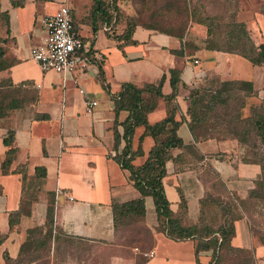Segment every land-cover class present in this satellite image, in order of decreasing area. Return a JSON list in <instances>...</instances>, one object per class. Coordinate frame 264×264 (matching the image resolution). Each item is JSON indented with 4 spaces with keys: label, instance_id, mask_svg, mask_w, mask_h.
<instances>
[{
    "label": "crops",
    "instance_id": "0c3cea01",
    "mask_svg": "<svg viewBox=\"0 0 264 264\" xmlns=\"http://www.w3.org/2000/svg\"><path fill=\"white\" fill-rule=\"evenodd\" d=\"M63 1L70 6L75 29L90 38L94 52L88 67L69 74L42 71L29 54L30 46L42 35L37 18L54 12ZM92 4L93 0H0V47L10 63L0 70V164L8 148L3 138L12 130L16 152L9 169L22 164L26 179L39 187L29 213L22 212L24 188L20 174L3 173L0 168V231L6 233L0 244V264L17 256L28 228L45 223L48 197L53 198V232L82 241H114L111 199L125 202L139 196L129 170L113 157L124 144L120 140L118 149H114L113 122L116 118L121 134V122L129 112L122 109L115 114L110 95L116 94L123 82L141 86L164 75L161 92L166 95L171 91L169 69H180L176 118L183 115L184 120L177 134L185 146L171 148L161 179L173 214L179 210L181 193L192 223L199 217L213 221L216 214L220 216L219 205L207 206L200 200L209 194L217 201L229 202L234 209V202L248 198V190L260 174L255 153L237 138L195 140L186 109L190 89L206 76H216L220 81L249 80L254 89L252 97L263 99L264 67L250 61L248 65L247 59L235 53L205 49L206 29L197 23L187 33L196 48L187 52L183 47L182 56L170 51L180 48L178 37L141 25L131 33L135 43H121L115 35L122 33L125 25L116 23L115 16L105 24L99 10L90 12ZM245 22L248 29L255 26L252 39L258 34L259 42L264 43L263 19ZM99 69L109 92L99 81ZM79 88L84 92L80 93ZM86 99L95 101L89 110ZM167 107L166 100L158 97L146 115L147 121L153 124L165 117ZM143 130V125H137L130 140L132 149H141V154L131 160L133 165L144 162L154 142ZM36 167L44 168L45 176L37 177ZM58 189L73 199L56 195ZM144 208V219L152 233V255L141 257L139 262L133 256L115 255V264H208L211 250L196 254L194 239L176 240L157 228V214L149 195L144 197ZM15 210L20 216L9 227L8 214ZM233 226L230 243L251 248L255 264H264V244L254 243L245 217L239 214L233 218Z\"/></svg>",
    "mask_w": 264,
    "mask_h": 264
},
{
    "label": "trees",
    "instance_id": "16d2710c",
    "mask_svg": "<svg viewBox=\"0 0 264 264\" xmlns=\"http://www.w3.org/2000/svg\"><path fill=\"white\" fill-rule=\"evenodd\" d=\"M116 0H93L91 13L99 10L103 16L102 22L110 24L114 18L113 10H115ZM113 8H112V7ZM109 7H111L109 9ZM113 9V10H112ZM112 10V11H111ZM4 14V13H3ZM191 20L194 23L203 25L206 29L204 38V48L208 50H221L240 55L252 63V65H264V43H255L251 37L250 29L247 28L244 21L235 20L233 15H230L229 20L225 24L223 30L224 39L220 36L218 28L219 17L216 15H207L201 8V5H195L192 9ZM264 21V13H263ZM138 25L132 21V18L127 22L122 33L115 35L116 39L121 43H135L131 39V33L134 27ZM154 29L151 26H144ZM166 34L174 35L180 40V48L171 49L172 53L183 55V47L188 43L184 40L182 33L174 34L169 31H160ZM121 43L118 46H121ZM191 48H196L190 44ZM10 63L3 57V51L0 47V70L6 69ZM169 83L171 91L164 95L161 92V86L164 80V75L153 82L144 83L141 86L126 81L121 83L120 89L116 94H111L113 100V111L115 114L119 110H127L128 116L121 122L122 133L117 131L116 118L112 125L114 134V149H118L120 140L124 141L123 146L113 156L123 168L129 170L130 179L133 185L139 191V196L125 202H118L111 199V210L113 214L114 227L120 223L128 222L133 217H141L144 215V197L151 196L154 208L157 214V222L159 230L163 231L168 237L182 240L192 238L195 240V253L201 250H211V259L208 264H223L224 260L230 255L240 254L241 264H253L254 255L251 248L235 247L230 243V239L234 233L232 219L224 216L222 222L216 227H212L206 223L196 222L193 225H182L179 217L186 213L185 201L180 193L179 210L173 214L169 202L165 196L162 186V177L166 173L165 162L171 158V148L184 147L182 139L177 134V129L180 123L184 120L183 115L176 118V113L179 112V107L176 102V94L179 83L180 69L170 68ZM99 81L104 89L109 92L108 85L101 78V72H98ZM207 78V76L204 78ZM239 84V86H235ZM247 87L248 92L244 89ZM254 91L252 82L249 80H223L220 86L216 88L204 87L200 89V85L192 87L187 97L186 113L190 120L188 127L195 140L205 139L208 137H223L237 138L240 142L247 143L249 139V129H254L257 139L264 144V115L258 113V107H252L246 116H242L238 107L234 113L231 112L229 120L239 119L245 124L239 132H226L228 122L222 123L220 115L215 113L216 104L226 103L227 99L234 93L239 92L243 97L252 94ZM238 93V94H239ZM163 97L167 102V113L165 117L159 121L150 124L147 119V113L152 110L156 104V99ZM242 106V102L239 103ZM137 125H143V134H148L153 138V145L149 149L144 162L140 165H133L131 160L135 155L141 154V149H132L130 140ZM250 127V128H248ZM228 130V129H227ZM219 135V136H218ZM13 131L9 130L3 138L4 145L8 146L5 151V156L0 164L3 173H19L22 181V190L24 181L26 180L25 167L22 164L17 165L13 169H9L10 163L16 152V147L13 146ZM253 147V146H252ZM250 147V151L255 153L256 159L260 164L262 171V161L264 152H258L256 148ZM260 174L255 181L254 187L248 190V198H254L259 195L257 189L264 186V179H259ZM35 175L37 177L45 176L44 168L36 167ZM205 200H200L203 203ZM29 213V211H27ZM20 216L18 210L11 211L8 214L9 227L13 226ZM45 237L55 239L57 234L53 233V198L50 197L46 208V220L44 223ZM37 230V229H35ZM31 229H28L27 236L20 246V252L24 247H30L32 244L36 246L39 237H31ZM33 234V233H32ZM61 235V234H60ZM46 237V238H47ZM66 238H70L65 236ZM6 238V233L0 231V244ZM42 243H46L47 239L43 238ZM5 255V253H4Z\"/></svg>",
    "mask_w": 264,
    "mask_h": 264
},
{
    "label": "rangeland",
    "instance_id": "374dc122",
    "mask_svg": "<svg viewBox=\"0 0 264 264\" xmlns=\"http://www.w3.org/2000/svg\"><path fill=\"white\" fill-rule=\"evenodd\" d=\"M195 5H201L202 10L207 15L219 17L217 30L220 31L219 37L222 40L224 34L221 32L225 29V24L230 15H233L235 20L245 22V19L254 21L258 17L263 19L264 13V0H116L115 10H112L114 11L115 22L125 26L132 18L134 23L141 26H151L157 31H169L174 34L182 33L184 40L188 43L185 50L191 52L190 44L192 43L187 39V33L194 23L191 20V14ZM246 26L248 28L247 24ZM253 29H250L251 34L256 31V29ZM255 37L257 39L254 42H259L260 37H258V34ZM247 61L245 63L250 65V62ZM220 83L221 81L216 76H209L199 85L202 90L204 87L216 88L220 86ZM235 86H239V84ZM244 91L248 92L247 87ZM238 93L234 92L226 103L219 102L215 106V113L220 115L223 124L229 120L231 112L234 113L238 107H243L242 109L239 108L242 116L248 115L252 107H258V113L264 115V98L255 99L252 94L243 97L240 95L241 93ZM240 101L242 106L239 105ZM244 126L245 124L240 122L239 119H232L229 120L228 130L225 129V131L240 133ZM246 146L248 149L253 146L252 148H256L258 152H264V144L257 139L254 129H249V139ZM261 166L262 171L259 179H264V158ZM32 182L30 179L24 181L22 212L30 211V205L38 198L39 187ZM257 191L259 193L257 197L234 202V209L230 207L231 204H227L229 202H223L221 199L217 201V199H213L212 196L207 194L204 197V204L207 206L211 204L219 205L220 216L216 214L213 221H207L205 218L199 217L197 222L216 227L222 222L224 216L233 221V218L241 214L246 219L247 229L254 243L264 244V186L259 187ZM179 221L184 226L194 224L186 213L179 217ZM146 222L143 215L133 217L127 223H120L115 227V237L112 242L82 241L75 238H66L56 232H53L57 234L55 239H48L47 235V238L45 237L47 227L44 224L41 226L34 225L28 229L32 230L31 237L40 238L36 246L32 244L30 247H24L21 252L19 247L17 256L4 260L2 264H115L113 262L115 255L129 258L133 256L139 262L141 257H148L142 253L149 251L152 244V233ZM157 228L159 227L157 226ZM43 238L47 239L46 243L40 242L43 241ZM209 258L211 259V254ZM223 264H241V255H230L227 260L223 261ZM253 264H255V258Z\"/></svg>",
    "mask_w": 264,
    "mask_h": 264
},
{
    "label": "built area",
    "instance_id": "2783aa9c",
    "mask_svg": "<svg viewBox=\"0 0 264 264\" xmlns=\"http://www.w3.org/2000/svg\"><path fill=\"white\" fill-rule=\"evenodd\" d=\"M37 22L42 29V35L30 46L29 54L42 71L69 74L75 69L88 67L94 58L91 40L80 35L75 29L70 6L66 1L54 12L39 16ZM193 62L197 63V59ZM79 92L84 91L79 88ZM94 103V100L86 99V109L89 110ZM60 194L65 195L67 199H73L70 194L58 189L56 195ZM142 254L151 256L152 251Z\"/></svg>",
    "mask_w": 264,
    "mask_h": 264
}]
</instances>
